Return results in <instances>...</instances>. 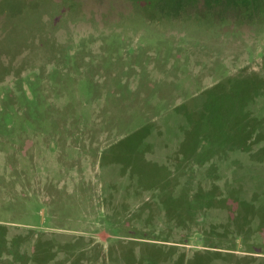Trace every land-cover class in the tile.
Listing matches in <instances>:
<instances>
[{
	"label": "rangeland",
	"instance_id": "obj_1",
	"mask_svg": "<svg viewBox=\"0 0 264 264\" xmlns=\"http://www.w3.org/2000/svg\"><path fill=\"white\" fill-rule=\"evenodd\" d=\"M0 264H264V0H0Z\"/></svg>",
	"mask_w": 264,
	"mask_h": 264
},
{
	"label": "trees",
	"instance_id": "obj_2",
	"mask_svg": "<svg viewBox=\"0 0 264 264\" xmlns=\"http://www.w3.org/2000/svg\"><path fill=\"white\" fill-rule=\"evenodd\" d=\"M198 241L201 242V236L200 235H198Z\"/></svg>",
	"mask_w": 264,
	"mask_h": 264
}]
</instances>
